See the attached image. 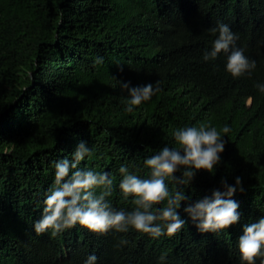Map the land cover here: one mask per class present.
Returning <instances> with one entry per match:
<instances>
[{
    "label": "trees",
    "instance_id": "trees-1",
    "mask_svg": "<svg viewBox=\"0 0 264 264\" xmlns=\"http://www.w3.org/2000/svg\"><path fill=\"white\" fill-rule=\"evenodd\" d=\"M221 23L256 61L250 75L228 73L224 53L204 61L218 36L211 29ZM117 80L130 87L159 81L160 91L129 113L128 92ZM258 84L264 0H0V264H84L92 254L96 264H242L243 226L264 217ZM207 122L231 129L222 134L221 162L179 187L191 203L224 191L222 178L234 185L241 177L244 190L232 197L240 205L238 223L202 233L182 202L186 224L172 237L153 239L131 228L101 235L80 225L36 235L54 163L71 158L81 141L94 154L80 166L108 171L112 205L130 211L132 198L125 200L118 186L120 166L146 178L145 158L165 145L179 147L175 129ZM166 183L176 187L171 178Z\"/></svg>",
    "mask_w": 264,
    "mask_h": 264
},
{
    "label": "clouds",
    "instance_id": "clouds-1",
    "mask_svg": "<svg viewBox=\"0 0 264 264\" xmlns=\"http://www.w3.org/2000/svg\"><path fill=\"white\" fill-rule=\"evenodd\" d=\"M211 31L218 36L211 49L205 50L204 61L215 60L224 53L228 73L234 78L250 75L256 68V61L236 47L237 34L223 23ZM99 59L102 58H98V62ZM117 82L122 91L128 92L126 111L129 113L160 91L159 81L134 87H130V82ZM257 88L264 93V84H258ZM230 131L227 125L218 129L210 122L175 129L172 136L179 147L165 145L145 158L144 166L149 169L146 178L121 165L118 171L122 179L118 186L125 200L132 198L134 207L130 211L112 205L109 197L114 191V178L108 171L80 166L86 157L91 158L94 154L93 149L81 141L71 158L64 157L54 163L53 185L43 201L41 218L33 225L36 235L51 230V235L55 236L80 225L101 235L110 230L127 233L131 228L153 239L165 235L172 237L186 224L178 211L182 202H185L183 211L200 232L216 233L229 228L240 220V205L232 197L238 190H244L241 177L235 178L234 185L222 178L220 183L224 191L213 190L210 196L191 203V197L179 185L188 186L199 170L214 172L221 162V153L225 151V135L222 134ZM180 169H183L182 176L177 178L174 173ZM168 178L175 181L174 189L170 190L166 183ZM161 204L164 206L156 207ZM121 243L127 244V241ZM238 250L242 264H256L258 258L260 264H264V217L243 226ZM96 262L97 256L92 254L84 264Z\"/></svg>",
    "mask_w": 264,
    "mask_h": 264
}]
</instances>
